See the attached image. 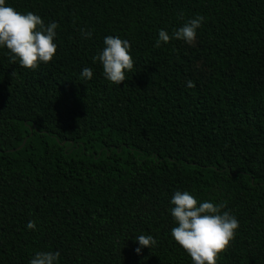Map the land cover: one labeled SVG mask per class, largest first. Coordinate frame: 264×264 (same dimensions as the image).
I'll list each match as a JSON object with an SVG mask.
<instances>
[{
    "label": "trees",
    "instance_id": "obj_1",
    "mask_svg": "<svg viewBox=\"0 0 264 264\" xmlns=\"http://www.w3.org/2000/svg\"><path fill=\"white\" fill-rule=\"evenodd\" d=\"M8 3L59 28L35 69L0 49V264L37 251L60 264H193L171 236L177 190L226 202L239 221L217 264H264V0ZM197 15L194 46L156 47L159 30ZM109 35L131 45L119 86L94 61ZM141 234L156 245L137 255L129 238Z\"/></svg>",
    "mask_w": 264,
    "mask_h": 264
},
{
    "label": "clouds",
    "instance_id": "obj_2",
    "mask_svg": "<svg viewBox=\"0 0 264 264\" xmlns=\"http://www.w3.org/2000/svg\"><path fill=\"white\" fill-rule=\"evenodd\" d=\"M204 20L203 16L197 15L171 34L164 29L159 30L156 47L172 39L191 45ZM58 28L56 22L45 24L39 15L19 12L8 0H0V49H7L11 60L19 61L22 67L35 69L53 59L57 52ZM91 35V32H82L85 39ZM103 45L94 61L101 65L104 78L119 86L127 80L126 74L134 67L131 45L126 39L112 35L103 39ZM93 75L91 67H84L81 71L85 80H91ZM186 86L192 88L195 85L188 81ZM170 205V214L176 225L171 229L175 242L187 252L193 264H217L219 254L226 250L239 228L236 217L224 210L226 202L202 201L189 191L177 190L170 199ZM26 228L37 230L36 221L30 220ZM129 239H134L139 245L135 249L137 255L143 248L151 249L156 245L150 234ZM60 260L59 251H37L28 264H60Z\"/></svg>",
    "mask_w": 264,
    "mask_h": 264
},
{
    "label": "rangeland",
    "instance_id": "obj_3",
    "mask_svg": "<svg viewBox=\"0 0 264 264\" xmlns=\"http://www.w3.org/2000/svg\"><path fill=\"white\" fill-rule=\"evenodd\" d=\"M195 42H193L189 46H194ZM205 68L201 65V63H196L193 68V72L195 76H204Z\"/></svg>",
    "mask_w": 264,
    "mask_h": 264
},
{
    "label": "water",
    "instance_id": "obj_4",
    "mask_svg": "<svg viewBox=\"0 0 264 264\" xmlns=\"http://www.w3.org/2000/svg\"><path fill=\"white\" fill-rule=\"evenodd\" d=\"M24 144H25V141L23 142L22 146H21L19 149H21V148L23 147ZM19 149H18V150H19ZM12 152H13V151H12Z\"/></svg>",
    "mask_w": 264,
    "mask_h": 264
}]
</instances>
